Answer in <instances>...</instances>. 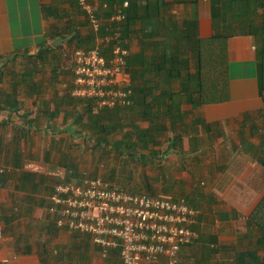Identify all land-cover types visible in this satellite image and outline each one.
Returning a JSON list of instances; mask_svg holds the SVG:
<instances>
[{
  "label": "crops",
  "instance_id": "obj_1",
  "mask_svg": "<svg viewBox=\"0 0 264 264\" xmlns=\"http://www.w3.org/2000/svg\"><path fill=\"white\" fill-rule=\"evenodd\" d=\"M72 2L0 0V66L13 55L23 58L42 48L60 45V50H65L71 36L62 34L72 27L78 26L84 34L92 32L84 12H78L81 16L71 12L76 9ZM198 13L200 35L209 38L214 34L210 0H199ZM26 25L32 30L29 35ZM25 37H31L32 42L24 43ZM58 37L63 41L54 45ZM130 44L132 52L139 50L137 40H130ZM254 46L251 35L228 39L227 63L236 70L235 77L233 73L229 76V99L199 107L182 103L174 112L173 123L164 120L169 128L165 139L152 147L159 157L141 163L142 168L147 167L144 175L153 195L183 198L199 212L196 227L200 236L182 249V261L188 248L198 250L200 245L206 250L201 257L203 264H212L215 259L235 262L237 253L258 239L256 230L253 237L249 236L252 227L246 223L264 196L260 149L264 145V127L256 124L257 118L262 119L259 110L263 103ZM70 72L64 80L57 79V90L60 98L69 96L76 101L70 89L71 68ZM55 84L52 81L51 86ZM55 95L59 96L56 92ZM71 101H53L49 108L41 110L0 109V264H123L118 250H111L104 257L90 235L59 228L49 211L50 195L58 181L52 172L62 168L69 178H81L80 165L72 161L69 149L74 146L76 135L84 131L76 128L75 119L71 121L69 117L66 103L74 106ZM249 119L251 123L247 125ZM64 122L68 123L65 128ZM58 123L61 127L56 126ZM136 123L141 127L149 125L147 121ZM112 148L119 154L116 147ZM30 163L36 164L35 169L27 167ZM73 164L75 170L70 169ZM151 172L157 175L151 176ZM142 181L137 185L127 183L126 189L149 194L147 181ZM98 254L101 259L96 257ZM155 264H166V259Z\"/></svg>",
  "mask_w": 264,
  "mask_h": 264
},
{
  "label": "trees",
  "instance_id": "obj_2",
  "mask_svg": "<svg viewBox=\"0 0 264 264\" xmlns=\"http://www.w3.org/2000/svg\"><path fill=\"white\" fill-rule=\"evenodd\" d=\"M72 1V6L83 14L79 0ZM96 1L102 7L108 5L101 8L104 16H110L115 5L122 6L125 12L121 23L122 39H129L125 45L130 49L132 38L139 44V50L131 51L127 58V70L133 81V104L94 112L95 103L92 100L75 99V105L79 102L87 106L83 108V113L79 108L80 116L75 118V122L82 121L85 112L89 113L91 122L84 126L92 131L97 146L112 144L120 155L137 158L145 164L159 157L157 149L152 147L165 139L169 128L164 120L169 119L173 123L177 107L182 103L199 107L229 99L227 42L230 37L238 35L254 37L258 91L263 103L259 113L264 118V0H210L214 34L209 38L200 35L199 0ZM125 1L129 2L126 8L123 6ZM65 34L71 36L69 46L90 48L95 43V33L84 34L78 26L62 35ZM61 47L50 46L42 48L39 53L24 56L28 59L24 73L21 77L14 74L9 78L10 91L0 90V109L21 108L20 87H25L27 96L42 92V83L37 81L36 76L42 65L51 59L48 53L57 52ZM17 59V55L8 58L10 61ZM57 66L52 67V77L58 76ZM4 73L1 68L0 82ZM53 101L59 104L55 100H47L44 107L49 108ZM137 120L147 121L149 125L141 127ZM128 126H132L131 129ZM126 148L128 153L124 152ZM260 149L264 165V145ZM145 150L150 153L146 154ZM70 169L75 170V165H71ZM146 185L148 193L153 195L151 184L147 181ZM251 219L249 236L253 237L256 230L258 239L255 243L251 242L250 248L237 253L234 264H264V197L252 212Z\"/></svg>",
  "mask_w": 264,
  "mask_h": 264
},
{
  "label": "built area",
  "instance_id": "obj_3",
  "mask_svg": "<svg viewBox=\"0 0 264 264\" xmlns=\"http://www.w3.org/2000/svg\"><path fill=\"white\" fill-rule=\"evenodd\" d=\"M95 43L75 47L71 55V94L92 100L98 109L129 106L134 102L133 81L127 70L131 49L122 39V6L104 16L98 1L79 0ZM129 2L125 1L126 8ZM124 42V43H123ZM256 49V46L253 47ZM35 169L36 164L27 165ZM51 196L50 213L61 229L90 235L107 257L118 250L123 264H182V249L200 236L199 212L183 198L170 194L132 192L102 177L68 178L62 168ZM3 230L0 228V240Z\"/></svg>",
  "mask_w": 264,
  "mask_h": 264
},
{
  "label": "rangeland",
  "instance_id": "obj_4",
  "mask_svg": "<svg viewBox=\"0 0 264 264\" xmlns=\"http://www.w3.org/2000/svg\"><path fill=\"white\" fill-rule=\"evenodd\" d=\"M71 12L75 16L82 15V14H79L80 12L77 11V8L75 10H71ZM25 32H26V35H29L32 33L30 26L28 25L25 26ZM134 40L136 39L132 38V41ZM31 42H32L31 37H25L24 43H31ZM74 47H75L74 45H70L65 50H58L57 52L55 50L54 52L48 53V55L50 54L51 59L47 60L48 62H46V64L42 65L43 66L42 70L36 76L37 81L42 83V93L37 94L36 96L34 95L27 96L26 95L27 91L25 87H20L21 95H19V99L22 102L21 110H41V108L44 107L45 100L48 98L49 100L50 98L55 99V101L61 102V104H64L66 101H69V102L71 101L72 97H69V96L60 98V93H58V90H57L59 86V82L57 81V79L61 77L64 80V78H67L68 75H70L71 55H72V51ZM54 55L56 56L53 58ZM27 60H28L27 58L18 57L17 60H13V61L8 60L6 63L0 66V69L3 68L5 72L3 81L0 82V90L3 89L5 91H10V83H9L10 79L9 78L14 77V74H18L21 77V74H23L24 71L26 70ZM53 65L54 66L58 65L57 66L58 76L56 77H52ZM10 70H13L14 72H10ZM235 71L236 70L234 67L231 70L230 66H228L229 76H230V73H233L232 75L233 77H235L236 76ZM241 74H242L241 71H239V76H241ZM52 81H56L55 87L51 86ZM55 92L56 94H59V96H56ZM61 95H63V93H61ZM74 102L75 101H71V104H74V106L73 105L69 106L67 105L68 103H66L67 108L65 107L71 113V116H69L71 117L70 118L71 121L74 120L75 118H78V116H80V114L78 113L79 111L78 108L81 109L82 113L85 111V109H83L85 107L84 104H80L78 102L75 105ZM86 102H89V101L86 100ZM53 106L54 105H52V107ZM93 110L94 112H98L100 109H98L94 105ZM69 117H66V119ZM80 122L76 121L75 126L76 128L82 127L81 132L83 131L84 132L82 135H79L77 133L78 135H76L77 137L74 139V146L69 149V153L73 157L72 161L80 165L78 167V170L81 169V178L82 177H89V178L102 177L109 181L110 179L111 180L115 179L118 182V183L117 182L115 183L125 188H127L126 186L127 183L131 185H137L139 184L140 180L148 181V178H146V176L144 175V170L146 171L147 167L142 168L143 165L141 164L140 161H138L137 158H132L131 156L119 155L112 148V144H109V145L103 144L99 146L96 145V138H94L92 131L91 130L88 131V129H85V126H84L85 123L88 124L89 122H91V116L89 115L88 112H85L83 114L82 121ZM250 123H251L250 119L247 120L246 124L248 125ZM67 124H68L67 122H64V128L67 126ZM256 124L257 126L262 125L264 127V118L262 119L257 118ZM56 126H60V123H58ZM59 132H61V130ZM57 135H60V133H58ZM124 152L128 153L127 148L124 150ZM145 153L149 154L150 152L145 150ZM56 170L52 172L53 177H55L54 172ZM173 173L174 172H172V175ZM156 175H157L156 173L151 172V176H156ZM178 175H180V173H178ZM250 221H252L251 215L248 216L246 223L248 224L250 223ZM205 252L206 250L200 245L198 247V250H196L195 248H188L185 251L182 264H203L201 257L206 255ZM233 252H232V255H233ZM195 253H197L196 257L194 256ZM229 255H231L230 252H229ZM234 256H235V253H234ZM96 257L101 259L100 254H98ZM94 264H98V262ZM212 264H234V261H224V260L220 261L218 259H215Z\"/></svg>",
  "mask_w": 264,
  "mask_h": 264
},
{
  "label": "water",
  "instance_id": "obj_5",
  "mask_svg": "<svg viewBox=\"0 0 264 264\" xmlns=\"http://www.w3.org/2000/svg\"><path fill=\"white\" fill-rule=\"evenodd\" d=\"M66 40H68V39H66ZM62 41H63V38L58 37V38H56V39L53 41V44H54V45H58V44H60Z\"/></svg>",
  "mask_w": 264,
  "mask_h": 264
}]
</instances>
